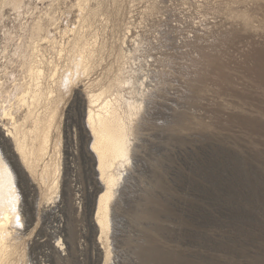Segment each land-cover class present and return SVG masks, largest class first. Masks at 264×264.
Returning a JSON list of instances; mask_svg holds the SVG:
<instances>
[{"label": "rangeland", "instance_id": "rangeland-1", "mask_svg": "<svg viewBox=\"0 0 264 264\" xmlns=\"http://www.w3.org/2000/svg\"><path fill=\"white\" fill-rule=\"evenodd\" d=\"M96 2L101 13L93 28L106 49L99 65L75 86L84 90L105 68L117 69L121 62L113 51L120 48L130 63H138L137 78L145 79L135 163L113 201L117 220L110 241L116 264H264V0L89 4ZM48 13L50 39L40 41L46 57L53 52L51 41L66 40L79 26L75 0H23L19 14L2 5L0 68L3 47L25 39L20 25ZM7 71L14 74L6 77L9 108L14 85L25 78L16 65ZM73 95L74 90L66 99ZM76 128L70 126V135ZM71 148L66 178L73 218L59 206L43 211L37 205L32 238L22 235L26 251L35 256L29 254L27 264H40L36 256L45 259L40 251L47 246L35 240L54 241L55 216L72 228L74 238L72 252H61L59 264H92L97 258L82 212L94 174L75 140ZM20 213L24 222V204Z\"/></svg>", "mask_w": 264, "mask_h": 264}, {"label": "bare ground", "instance_id": "bare-ground-1", "mask_svg": "<svg viewBox=\"0 0 264 264\" xmlns=\"http://www.w3.org/2000/svg\"><path fill=\"white\" fill-rule=\"evenodd\" d=\"M89 2L75 0L79 26L68 31L70 36L66 40L51 41L53 52L49 57L44 54L40 41L50 39L47 35V26L52 20L50 13L45 19L21 24L20 36L24 35L25 39L12 47L6 44L2 49L0 264H27L29 254L31 258L35 257L31 251H26L22 235L32 238L34 228L29 230V227L37 205L43 211L53 205L59 206L67 218H73L71 208L67 207L70 187L66 175L72 171L69 160L73 155L74 140L94 174L95 185L87 191L82 210L89 228L85 237L97 254L92 264L117 262L112 257L110 241L113 220H117L113 217V201L127 170L135 163V124L143 108L141 86L145 79L137 78L138 63H130L120 48L113 51L116 60L121 62L117 69L106 66L102 77L89 79L84 90L77 89V81L90 75L106 49L103 42L97 41V31L93 28L94 20L101 13V4L96 2L92 6ZM5 4L11 5L19 14L23 0H0V19ZM7 36L6 39H11L10 33ZM12 65L22 70L25 80L14 85V101L7 108L4 103L8 104L10 99L4 94L7 92L6 77L14 75L7 71ZM73 90V98L69 101L66 97ZM70 126L77 127L75 136L70 135ZM21 204L27 209L24 222ZM61 219L55 216L53 220L55 223L50 231L53 242L39 237L35 240L38 246H47L49 251L42 249L40 254L44 256L43 260L50 261L49 264H59L61 252L70 254L74 248L72 228L60 224ZM36 258L43 264L40 257Z\"/></svg>", "mask_w": 264, "mask_h": 264}]
</instances>
